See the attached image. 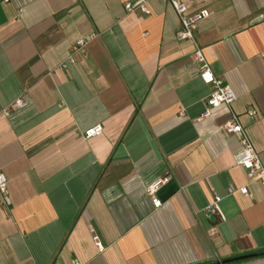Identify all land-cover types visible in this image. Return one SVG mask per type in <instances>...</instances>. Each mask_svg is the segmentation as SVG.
I'll return each instance as SVG.
<instances>
[{
	"label": "crops",
	"instance_id": "obj_1",
	"mask_svg": "<svg viewBox=\"0 0 264 264\" xmlns=\"http://www.w3.org/2000/svg\"><path fill=\"white\" fill-rule=\"evenodd\" d=\"M140 1L147 15L123 8ZM185 1L187 14L208 12L194 39L235 97L204 119L209 86L166 0H0V264H214L264 251V190L222 130L234 114L264 169V0ZM94 125L100 135L83 139ZM164 177L153 208L143 189Z\"/></svg>",
	"mask_w": 264,
	"mask_h": 264
},
{
	"label": "built area",
	"instance_id": "obj_2",
	"mask_svg": "<svg viewBox=\"0 0 264 264\" xmlns=\"http://www.w3.org/2000/svg\"><path fill=\"white\" fill-rule=\"evenodd\" d=\"M6 2V0H2ZM169 7L172 9L178 19L179 28L176 31L174 37L175 40L181 42H188L191 45L190 60L195 67V71L200 81L209 86L208 96L204 99V109L200 115V119L207 118L210 111L220 106L228 108L234 101L235 97L230 87L223 83L222 80L215 78L206 62L201 48L197 45L194 39V32L199 22L208 17V12L205 10H199L187 14V1L185 0H166ZM124 10L127 13L138 12L143 15L148 14V10L145 7L144 1L138 3H125L123 5ZM97 37L96 34H91L86 39L76 40L70 47V51L66 59L59 65L60 69H64L67 65L73 64L75 56L81 55L85 51L87 44ZM24 106V103L20 100L12 102L9 109H19ZM248 117H254L255 112L249 109L246 112ZM222 130L226 135H237L239 150L236 152L232 159L233 164L242 168L245 171V177L249 183H256L264 190V169L258 159V155L253 151L252 146L244 133L243 129L237 121V117L230 113L226 121L222 124ZM101 127L94 125L82 132L83 139H90L100 135ZM168 180L167 177L157 179L151 184L144 187V195L150 199L153 208H158L160 202L156 199L155 193L157 190ZM234 193H239L242 196L247 195L246 187L238 189H228L226 196H231ZM220 198L214 196L211 203L207 207V212L211 214H218V202ZM10 206V200L6 189V181L2 174H0V207L7 209ZM94 245L98 250L101 249L95 237H92Z\"/></svg>",
	"mask_w": 264,
	"mask_h": 264
},
{
	"label": "water",
	"instance_id": "obj_3",
	"mask_svg": "<svg viewBox=\"0 0 264 264\" xmlns=\"http://www.w3.org/2000/svg\"><path fill=\"white\" fill-rule=\"evenodd\" d=\"M207 217L210 220L214 219L213 215L210 214V213H207ZM260 255H264V251L258 252V253H253V254H249V255H243V256L236 257V258L229 259V260H222V261L216 262L214 264H226V263H229V262H234V261H238V260H244V259H247V258H252V257L260 256Z\"/></svg>",
	"mask_w": 264,
	"mask_h": 264
}]
</instances>
